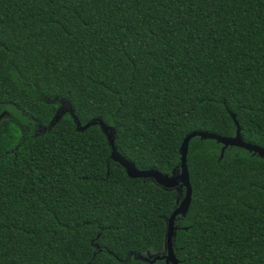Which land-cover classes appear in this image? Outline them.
<instances>
[{"label": "trees", "instance_id": "1", "mask_svg": "<svg viewBox=\"0 0 264 264\" xmlns=\"http://www.w3.org/2000/svg\"><path fill=\"white\" fill-rule=\"evenodd\" d=\"M194 131L264 146V0H0V264H167ZM193 137L181 264H264V158Z\"/></svg>", "mask_w": 264, "mask_h": 264}, {"label": "water", "instance_id": "2", "mask_svg": "<svg viewBox=\"0 0 264 264\" xmlns=\"http://www.w3.org/2000/svg\"><path fill=\"white\" fill-rule=\"evenodd\" d=\"M69 112L74 120L76 121V126L78 130L84 131L88 127L92 125L99 124L103 132L105 133L109 145L111 147L110 157L113 161L120 164L126 171L127 175L132 178H151L154 179L159 185H162L166 188H176V187H184L185 194L177 208L173 211L168 219L167 231H166V241H165V253L162 255L155 254L154 258L151 259V262H154L156 259H164L167 264H181L179 258L176 255L174 248V238L177 233V225L175 224L176 217L178 215L185 216L189 210L191 201H192V193L193 188L190 181V174L187 165V155L189 149V142L193 137L199 136L202 139H216L217 142L221 143L222 151L221 156L224 154V150L229 146H237L241 148H245L248 151L253 152L254 154L259 155L264 158V146H260L254 143L247 142L243 139L240 126L236 120V115L233 113L232 117L235 120L237 125V131L234 136H222L209 131H201L194 130L188 133L182 141L180 147V164L176 170H174L171 174L164 173L157 169H140L136 166V164L127 158H125L116 148L115 145V130L112 126L105 124L101 119H92L89 122L82 124L77 120L76 116L71 107L60 106L52 120L50 121V127L57 123L62 115ZM145 259H150L149 257H145Z\"/></svg>", "mask_w": 264, "mask_h": 264}, {"label": "flooded vegetation", "instance_id": "3", "mask_svg": "<svg viewBox=\"0 0 264 264\" xmlns=\"http://www.w3.org/2000/svg\"><path fill=\"white\" fill-rule=\"evenodd\" d=\"M154 254H152V253H147V256H145V257H149L150 259H145V257H143L142 256V258L145 260V261H148V262H151V259H153L154 258Z\"/></svg>", "mask_w": 264, "mask_h": 264}]
</instances>
